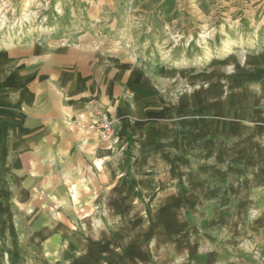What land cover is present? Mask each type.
Here are the masks:
<instances>
[{
    "label": "rangeland",
    "instance_id": "374dc122",
    "mask_svg": "<svg viewBox=\"0 0 264 264\" xmlns=\"http://www.w3.org/2000/svg\"><path fill=\"white\" fill-rule=\"evenodd\" d=\"M2 1L0 46L62 38L71 25L72 0ZM130 6L154 10L137 18L139 51L164 75L158 116L138 141L136 207L112 209L107 229L128 239L142 264H262L264 0ZM203 31L208 37L201 40ZM97 214L103 218L100 208ZM5 234L0 264H27Z\"/></svg>",
    "mask_w": 264,
    "mask_h": 264
},
{
    "label": "crops",
    "instance_id": "0c3cea01",
    "mask_svg": "<svg viewBox=\"0 0 264 264\" xmlns=\"http://www.w3.org/2000/svg\"><path fill=\"white\" fill-rule=\"evenodd\" d=\"M72 2L62 38L0 46V232L27 264H142L105 221L136 207L138 141L160 108L164 70L136 28L154 10ZM97 105L116 121L111 141L93 125Z\"/></svg>",
    "mask_w": 264,
    "mask_h": 264
},
{
    "label": "built area",
    "instance_id": "2783aa9c",
    "mask_svg": "<svg viewBox=\"0 0 264 264\" xmlns=\"http://www.w3.org/2000/svg\"><path fill=\"white\" fill-rule=\"evenodd\" d=\"M96 118L93 121V125L97 129L100 138L103 141H111L115 135V119L106 115L102 106H98L95 109Z\"/></svg>",
    "mask_w": 264,
    "mask_h": 264
},
{
    "label": "bare ground",
    "instance_id": "6f19581e",
    "mask_svg": "<svg viewBox=\"0 0 264 264\" xmlns=\"http://www.w3.org/2000/svg\"><path fill=\"white\" fill-rule=\"evenodd\" d=\"M6 3L7 2H5V1H2V0H0V13H2V11H4V9H6V8H4L5 7V5H6ZM25 5H31L29 2H26L25 3ZM4 6V7H3ZM1 15V14H0ZM23 17H22V20H25V21H27V20H29L31 17H30V13L29 12H27V11H23ZM32 20V19H31ZM6 18L4 17V16H2V19H0V22L2 23V24H6ZM199 38L201 39V40H203L204 38H207L208 37V35H207V32L206 31H203V32H201V33H199ZM200 46V45H199ZM200 47H202V46H200Z\"/></svg>",
    "mask_w": 264,
    "mask_h": 264
}]
</instances>
